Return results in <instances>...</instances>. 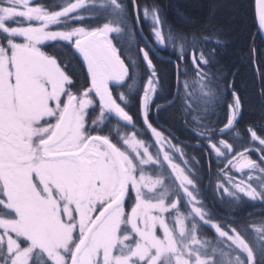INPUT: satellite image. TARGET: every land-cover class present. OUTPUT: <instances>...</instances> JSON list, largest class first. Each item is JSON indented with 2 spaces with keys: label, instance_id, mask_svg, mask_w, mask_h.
Here are the masks:
<instances>
[{
  "label": "snow or ice",
  "instance_id": "6c2138e0",
  "mask_svg": "<svg viewBox=\"0 0 264 264\" xmlns=\"http://www.w3.org/2000/svg\"><path fill=\"white\" fill-rule=\"evenodd\" d=\"M252 4L264 40V0ZM203 7L185 29L156 0H0V264H264V214L219 222L200 162L167 126L179 120L206 146L217 200L264 206V123L245 126V145L226 138L248 108L239 73L221 60L235 5ZM143 20L153 39L133 58L123 42ZM58 45L83 79L46 51ZM154 46L171 50V85ZM259 58L264 66V44ZM256 95L264 121V72Z\"/></svg>",
  "mask_w": 264,
  "mask_h": 264
},
{
  "label": "trees",
  "instance_id": "16d2710c",
  "mask_svg": "<svg viewBox=\"0 0 264 264\" xmlns=\"http://www.w3.org/2000/svg\"><path fill=\"white\" fill-rule=\"evenodd\" d=\"M142 2L150 5L153 3V0H142ZM156 2L161 4L168 17L169 23L175 27H183L185 29L192 28L196 25L197 21H201L205 16L206 10L203 7L205 0H156ZM232 2L235 7L233 9L226 10L231 12L229 19L233 21L231 27L226 32L230 46L224 51L221 60L226 68H230L239 73V82L246 90L248 108L244 115V119L241 121L240 127L232 131L233 133L239 132V137L230 135L228 139H232L233 143L240 142L245 144L248 143V135L244 130L245 126L254 125L259 131L261 123H264L261 119V100L259 96L256 95V89L259 84V74L264 72V66H261L259 58L260 46L264 44V40H262L261 36L257 33V29L254 25L252 0H232ZM49 5H51V3H49ZM189 21H191V23H189ZM142 24L145 33L152 41L153 38L150 34L147 21L143 20ZM136 34L139 37L138 33ZM251 37H255V44L257 45L255 67L253 66V63L249 61L248 57V48L253 43ZM63 50L64 58L73 56L71 52L68 53L71 51L70 49L63 47ZM162 51L166 55H170L171 52L169 49ZM71 61H74L77 65L79 63L78 59L74 56ZM153 62L161 69V73L167 78L169 85H171L172 65L168 63L166 59L159 58L156 55H153ZM169 125L176 130V133L180 137L191 141H198V138L191 132L190 134L184 133L173 124L170 123ZM205 147V145H203V148L189 145L186 151H188L190 155L189 157H195V161L198 160L200 162L197 167L199 168L200 175L203 178L201 181V190L204 201L214 210L217 218H223L219 222L229 223L232 218L243 220L259 219V217L264 214V206H261L259 202L256 203L245 200L243 203H238L233 207H229L217 200L212 184L209 183L213 177L208 175V165L205 163ZM250 155L255 159L257 158L255 153H251ZM216 164V160L212 159L211 168L213 172L217 171Z\"/></svg>",
  "mask_w": 264,
  "mask_h": 264
},
{
  "label": "flooded vegetation",
  "instance_id": "af4514ba",
  "mask_svg": "<svg viewBox=\"0 0 264 264\" xmlns=\"http://www.w3.org/2000/svg\"><path fill=\"white\" fill-rule=\"evenodd\" d=\"M37 2L38 3H44L45 5H48V6H54L55 8H59V7H57L58 6V4H55V5H53V4H51V5H49V2L47 1V0H37ZM138 35H139V37L140 38H138L139 40H140V45H144L145 44V42H144V40H143V38L141 37V35H140V33L138 32ZM156 48H157V50L159 51V52H161L163 55H166L159 47H157V46H155ZM54 49V50H53ZM46 51H49V52H51V53H55V55H57V56H59V57H64L63 56V46H61V45H58L56 48H48V49H46ZM71 51H69L68 53H70ZM155 53V52H154ZM154 55H156L157 57H159V58H162V59H165L164 57H162V56H160V55H158V54H154ZM72 56V55H71ZM70 56H68L67 57V59H68V61H69V67H70V69H72V70H74L76 73H78V74H80L81 75V79H83V75H82V68H81V65L78 63V65L74 62V61H71L72 59H73V56L72 57H70ZM69 59H71V60H69ZM167 60V59H166ZM163 122V121H162ZM171 124H173L174 126H176L178 129H180L181 131H183L184 133H187V131H188V129L187 128H185V126L184 125H182L181 123H180V121L179 120H174V121H172V122H170ZM167 126H169V127H171L170 125H167ZM171 130H172V132L174 133V135L176 136V137H178L179 138V140L180 141H182V142H184V144H186V145H193V146H196V144H197V142L198 141H191V140H189V139H185V138H182V137H180L177 133H176V130L174 129V128H172L171 127ZM200 148H203V143L201 142V146H200Z\"/></svg>",
  "mask_w": 264,
  "mask_h": 264
},
{
  "label": "rangeland",
  "instance_id": "374dc122",
  "mask_svg": "<svg viewBox=\"0 0 264 264\" xmlns=\"http://www.w3.org/2000/svg\"><path fill=\"white\" fill-rule=\"evenodd\" d=\"M49 3H51V4H53V5H55V4H58V6L57 7H59L60 5H62L64 2H65V0H47ZM44 4V3H43ZM145 21H147V23H148V26H149V29H150V24H151V21L150 20H145ZM150 34H151V32H150ZM139 37L137 36V34H135V37L133 38V37H126L125 38V41L123 42V46H124V48H125V50H126V52H127V54H129V55H131L133 58H135L136 57V55H137V45H140V40L138 39ZM157 47H159V46H157ZM170 50V49H169ZM54 54V53H53ZM142 72H143V68H142V65H138V67H137V76L139 77V76H141L142 75ZM113 127H115V124H113ZM190 132L195 136V137H197L195 134H194V132L193 131H190V130H188L187 131V133L188 134H190ZM140 135L143 137V138H145L146 140H149L151 137L149 136V134L147 133V132H141L140 133ZM230 135H233V136H236V137H239L238 135H237V133L235 132V133H233V132H231V134H229L226 138L228 139V137H230ZM232 138V137H231ZM229 140V142H231V143H233V141H232V139L230 140V139H228ZM235 143V144H234ZM233 143V145L235 146H241V145H245V144H247V143H240V142H238V143H236V142H234ZM182 147L184 146V145H181ZM188 152V151H187ZM189 154V153H188ZM255 155L257 156V154L255 153ZM190 156V155H189ZM257 159V158H256ZM193 162V164H195L194 162H195V160H193L192 161ZM254 186H255V184H254ZM256 203H258V202H256ZM223 204H225V205H228L227 203H223ZM207 234L209 235V237H211L212 235H213V232L211 231V230H207Z\"/></svg>",
  "mask_w": 264,
  "mask_h": 264
},
{
  "label": "water",
  "instance_id": "95a60500",
  "mask_svg": "<svg viewBox=\"0 0 264 264\" xmlns=\"http://www.w3.org/2000/svg\"><path fill=\"white\" fill-rule=\"evenodd\" d=\"M140 35H141V37L143 38L145 44L148 43V42H151V40L149 39V37H148L147 34L145 33L144 28H143V32L140 33ZM153 51H154L156 54H158V55H160V56H162V57H164L165 59L168 60L169 55H163L161 52H159V51L157 50V48H156L155 46H154ZM251 158H252V159H255V158H253L252 156H251ZM248 171H249L248 169H245V172H248Z\"/></svg>",
  "mask_w": 264,
  "mask_h": 264
}]
</instances>
